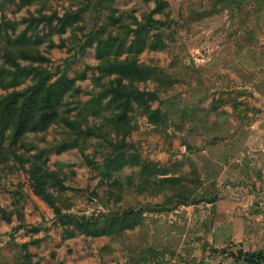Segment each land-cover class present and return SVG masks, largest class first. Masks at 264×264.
<instances>
[{
	"label": "rangeland",
	"instance_id": "374dc122",
	"mask_svg": "<svg viewBox=\"0 0 264 264\" xmlns=\"http://www.w3.org/2000/svg\"><path fill=\"white\" fill-rule=\"evenodd\" d=\"M53 10L80 11L79 20L63 32L38 26L35 65L59 112L80 128L55 122L14 141L0 120L9 153L0 161V206L10 213V221L0 213V264H27V256L40 264H247L245 255L264 250V0H8L0 6V97L34 77L29 62L3 55L5 35L15 36L7 23L19 32L24 18ZM92 28L116 39L102 59ZM129 59L143 77L123 83L150 94L118 121L119 76L109 63ZM122 140L115 152L110 141ZM35 160L53 204L34 191ZM166 177L180 182L151 183ZM60 212L98 221L84 231L61 224ZM124 218L133 227L123 228ZM113 219L119 229L108 227Z\"/></svg>",
	"mask_w": 264,
	"mask_h": 264
},
{
	"label": "trees",
	"instance_id": "16d2710c",
	"mask_svg": "<svg viewBox=\"0 0 264 264\" xmlns=\"http://www.w3.org/2000/svg\"><path fill=\"white\" fill-rule=\"evenodd\" d=\"M8 0L0 1V6H3L4 2ZM36 0H21L23 5H31ZM99 4V2H98ZM100 5V4H99ZM46 7V6H45ZM80 11L69 10L66 11L63 15H59L57 11H52L51 14H46L41 12L39 15L31 14L29 17L23 19V22L26 23V26L23 30L18 32L19 27L16 23L8 24L13 28L14 37L8 33L5 35L6 42L3 46V55L7 59H11L17 65L20 64L21 60L27 61L30 63V67H25V70L31 71L34 74L33 84L24 88L22 90H13L0 97V120L4 124V129H10L11 136L14 141H24L27 138L29 132H40L46 130L52 123H61L67 128L77 130L80 128L78 123L69 118L66 115H63L59 112L58 103L52 89L48 88L44 90V70L41 66H36V57H43V43L44 39L38 36L36 29L41 23L54 28V31L63 32L66 30V27L73 25L79 20ZM56 21V23H54ZM8 28V27H7ZM32 32L29 34V32ZM137 31V29L135 30ZM138 32V31H137ZM89 34L93 35L92 39L97 41V56L102 59L106 51L114 48L116 39L110 34L108 37L103 38L102 29L95 30L92 28ZM56 46V43L53 39H50L49 47L52 48ZM104 62H106L104 60ZM109 66H113L114 73L118 74L117 83L112 87V100L120 108L121 112L116 114L117 120L126 119L127 111L130 110L131 103L133 100H136L139 104H147L146 93L139 91L137 89L130 88L126 86L122 79L143 77V69L137 63L136 60H126L119 61L116 63H109ZM7 74V68L4 65H0V76ZM153 115L157 114V111L152 112ZM153 117V116H152ZM122 144V145H120ZM110 145L114 148V151L117 152L123 149L124 140L121 143H114L110 141ZM6 149L0 148V161L6 160L9 156V153L5 151ZM31 178L33 180L34 191L36 194L42 196L49 204H53L51 192L48 187L45 185V181L42 176L44 171V163L35 160L31 163ZM161 174H167V171L159 172ZM161 182L164 189H173V186L179 183V179L166 177L160 180L154 179L151 183L154 185ZM161 189V188H160ZM161 191V190H159ZM0 213L3 219L10 221V213L4 210L0 206ZM112 216L111 218H113ZM58 219L61 224H76L81 223V227L86 231V227L90 224H97L98 217L96 216H77L74 214H65L59 213ZM118 222L119 219H116ZM114 219L109 221L108 227H116L119 229V226L114 224L116 222ZM123 228L133 227V224L127 223L125 218L123 222H120ZM106 229V228H105ZM108 231V230H105ZM37 241V240H36ZM24 248H27V244H24ZM247 264H264V250H258L256 252L248 253L245 255ZM27 264H40L39 262H33L29 256L26 257Z\"/></svg>",
	"mask_w": 264,
	"mask_h": 264
}]
</instances>
